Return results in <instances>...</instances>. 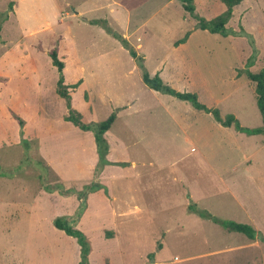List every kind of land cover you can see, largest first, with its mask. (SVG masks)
Listing matches in <instances>:
<instances>
[{"label":"rangeland","instance_id":"1","mask_svg":"<svg viewBox=\"0 0 264 264\" xmlns=\"http://www.w3.org/2000/svg\"><path fill=\"white\" fill-rule=\"evenodd\" d=\"M209 1L196 0L205 20ZM250 1L245 28L242 15L225 27L252 37L258 60L248 70L257 73L264 67V0ZM111 34L148 73L166 58L165 75L178 92L194 89L221 118L261 127L254 84L244 76L247 38L197 29L177 0H0V204L21 205L37 189L52 188L69 197L70 208L81 194L71 226L87 238L88 264H264V136L220 128L204 113L185 133L163 114L158 120L162 108ZM185 36L186 46L173 51ZM51 49L80 123L116 117L100 136L103 165L93 131L65 121ZM62 209L38 207L53 218ZM19 222L1 226L0 264H77L72 238L41 219ZM220 222L249 225L254 239L226 232Z\"/></svg>","mask_w":264,"mask_h":264},{"label":"trees","instance_id":"2","mask_svg":"<svg viewBox=\"0 0 264 264\" xmlns=\"http://www.w3.org/2000/svg\"><path fill=\"white\" fill-rule=\"evenodd\" d=\"M181 3L182 10L187 13V15L192 18L196 24L195 27L201 31H206L209 34H217L222 37L226 36H233V37H240L244 36L247 38V43L250 47V54L248 58L245 61V71L244 76L254 84V95H255V105L256 108L260 114L261 117V127L254 128V129H248L240 127L237 120L232 115H225L223 118L220 117L219 112L217 109H209L205 107L203 104H201L196 94L189 93V92H178L172 89L171 87L165 85L162 83L161 79L157 74H154L152 77L149 76V74L145 71L142 63L138 56L135 54V52L128 46L127 42L115 35H112L114 38L118 39L121 46L126 50L128 55L132 58V60L135 61L138 69L140 70V80L141 83L148 89L153 90L155 92H158L160 94L168 95L171 97H174L180 101H185L190 104V106L197 110L202 111L206 114H209L215 122H217L222 127H233L235 131L239 133H243L247 136H254V135H263L264 136V67L261 68L257 73H251L248 68H250L257 57V51L254 47V41L251 36H248L244 34V31L242 28H239L238 32H235L233 30H227L226 24L231 18L232 15V8L236 5H238L242 0H220L223 5L225 6V10L219 14L218 16L210 19L205 20L201 17H199L194 12V5L193 0H178ZM186 36L178 41L175 42V46L178 44H182L185 42ZM51 64L55 66L57 72H58V78L56 80V88L55 92L56 94L64 100L65 106L68 110L67 116L65 117V121L70 123L73 126L79 127L82 130H89L91 129L94 134V141L97 145V152L99 154V158L101 161L100 164L103 165L104 161L101 159L104 153V145L100 138L101 134L109 129L111 124L113 123L115 116L114 114H110L104 121L87 126L82 125L80 123V115L70 109V95H69V87L64 84L63 76H62V69H63V63L59 60L57 56L56 49H51L47 53ZM18 124L21 125V121L18 120ZM106 163V162H105ZM108 164V163H107ZM99 187V186H98ZM94 188V187H93ZM60 193L61 190L59 191ZM68 194V193H66ZM65 195V194H64ZM76 199L78 201V206L74 212V218L70 216H59L55 217L52 220V226L61 232H63L66 236L72 238L79 250V260L77 264H88V255H89V244L87 242V238L85 235L80 232L79 230L75 229L73 226H71V221H74L75 218L79 216V213L81 212L83 208V197L81 194H76ZM73 218V219H72ZM220 226L226 231V232H233L244 235L248 240H253L255 232L253 228L246 224H240L235 222H220ZM106 239L111 238L108 234H106Z\"/></svg>","mask_w":264,"mask_h":264},{"label":"crops","instance_id":"3","mask_svg":"<svg viewBox=\"0 0 264 264\" xmlns=\"http://www.w3.org/2000/svg\"><path fill=\"white\" fill-rule=\"evenodd\" d=\"M170 1H174V0H170ZM193 5H194V12H195L198 8L197 5H200V4L196 3V0H193ZM252 5H255L254 2H252L250 0H242L238 5H236L232 8L231 18L234 17L235 15H238V16L242 15V25L244 26L243 14L245 13L244 15H246L247 11L250 10ZM180 6H181V3H180ZM224 10H225V6L223 5V3L221 1L210 0L208 5H206V9H205L206 14L204 15V17H206V19L210 20V19L218 16L219 14H221ZM195 24H196V22H195ZM244 28H245V26H244ZM227 37L228 36H226V38ZM236 38H239V37H233L230 40H235ZM185 46H186L185 43L178 44L175 48H172V50L175 51V50L180 49V47H185ZM249 54H248V56H249ZM256 58L258 60V57H256ZM164 59H166V58H163L162 60H160L157 63L156 67L153 69V71L151 73H148V72L147 73L149 74L150 77H152L154 74H157L159 76V78L161 79L163 84H165L167 82V83H170L169 87H171L175 91L181 90L180 88H178V86H177L178 84L176 82H175V84H172L171 79L165 75V65H166L165 62L166 61ZM257 60L255 59L254 64L252 66H254L257 63ZM184 90H186V91L190 90L189 93H194V94L197 93L196 90H194V89L184 88ZM149 91H150V94H152L153 98H155L158 101L160 107L162 108V109H159V112L156 114V117L158 120L161 118V114H163V117H166L167 121L171 125L175 126L179 131H181V133H185L186 131H192L193 129H194V131L196 130L195 127L198 124L199 120H202L201 117L203 115H201V114L204 112L197 111V110L193 109L188 102L180 101L174 97L164 95V94H160V93L155 92V91L150 90V89H149ZM253 91H254V89H253ZM196 96L198 99V95H196ZM133 103H134V100L129 101V102H127V104L125 106H123V108H125V110H129L133 107ZM120 108H122V107H120ZM146 110L147 109L145 108L144 111H146ZM149 114H150V112H149ZM204 114H206V113H204ZM206 115H209V114H206ZM215 123L218 124L217 122H215ZM210 124L212 127L213 123H210ZM218 126H220V125L218 124ZM220 128H230V127L220 126ZM262 144H263L262 147H264V141ZM190 152H194L192 148L190 149ZM108 161L113 162L114 160L109 159ZM128 165H130V168H134V166H135L134 163H132V162L130 164L128 163ZM66 196L67 195H60L56 190H53L52 188H48L45 190L40 188V189L36 190V193L30 197V200L27 203L17 205V206L16 205L0 204V233H1V226H2V228L4 227L3 229H5V231L7 229H10V225L7 226L6 222L12 221V222L16 223V221L17 222L20 221L19 222V224H20L22 221L25 220L26 223H29L32 225L33 222L34 223H38V222L41 223L40 219H41V221H45L47 227H50V230H56L52 226V223H51L52 220L54 219L53 216H46V214L42 215L38 211V207L41 204L46 205L47 203H51V202L56 203L57 206H61V207L64 206V209L59 211L60 214H62L61 216H70L71 217V215H73V212L76 210V208L78 206V201L76 199V201L73 202V205L71 203V207L69 208L68 202L70 200H69V197L68 196L66 197ZM40 215H41V217H39ZM11 229H12V227H11ZM57 231L60 232L61 234H63V232H61L59 230H57ZM12 240H13V237H11V236L8 237V241H9L8 245H10V247L13 245ZM2 253H4V251L0 249V259L2 258V255H3ZM77 253H78V247L76 246L75 247V254H77ZM9 263L10 262H6L5 264H9ZM41 263H43V261H41ZM74 263H75V261H74ZM23 264H28V263H23Z\"/></svg>","mask_w":264,"mask_h":264}]
</instances>
